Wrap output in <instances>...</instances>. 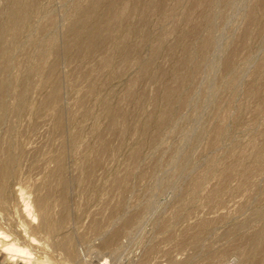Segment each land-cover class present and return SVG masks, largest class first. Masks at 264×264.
<instances>
[{
	"label": "rangeland",
	"instance_id": "374dc122",
	"mask_svg": "<svg viewBox=\"0 0 264 264\" xmlns=\"http://www.w3.org/2000/svg\"><path fill=\"white\" fill-rule=\"evenodd\" d=\"M95 1L0 0V264H264V0Z\"/></svg>",
	"mask_w": 264,
	"mask_h": 264
},
{
	"label": "bare ground",
	"instance_id": "6f19581e",
	"mask_svg": "<svg viewBox=\"0 0 264 264\" xmlns=\"http://www.w3.org/2000/svg\"><path fill=\"white\" fill-rule=\"evenodd\" d=\"M93 1H95V0H92V2ZM97 1V0H96ZM95 1V2H96ZM99 1V0H98ZM103 0H101V2H102ZM115 1V0H114ZM100 2V1H99ZM100 2V3H101ZM116 2V1H115ZM203 2V1H202ZM16 4V3H15ZM95 4H92V6H94ZM89 6V5H88ZM92 6H90V7H92ZM98 6V5H97ZM16 7V6H15ZM25 7V6H24ZM110 7H112L111 5H110ZM114 7V6H113ZM27 8V7H26ZM89 8V7H88ZM87 8V9H88ZM18 9H20V8H18ZM17 9V10H18ZM97 9V8H96ZM117 9V8H116ZM115 9V10H116ZM21 10V9H20ZM25 10V9H24ZM28 10V9H27ZM84 10V9H83ZM91 10V9H90ZM93 10V9H92ZM80 11H82V10H80ZM86 11V10H85ZM79 12V11H78ZM90 12V11H89ZM104 12V11H103ZM108 12V11H107ZM106 12V13H107ZM122 13H123V10L121 11ZM85 13V12H84ZM79 14H81V13H79ZM78 14V15H79ZM103 14V13H102ZM117 14H119V12H117ZM81 15H84L83 13L81 14ZM105 15V14H104ZM117 16V15H116ZM16 17H18V14L16 15ZM11 18V17H10ZM89 18V17H88ZM121 18V17H120ZM14 19H16L15 17H14ZM13 21V20H12ZM16 21V20H15ZM15 21H13V22H15ZM78 21H80V20H77V21H75L74 22V26H76V28L78 27ZM84 21H86V20H84ZM119 21H120V19H119ZM111 22V21H110ZM17 23V22H16ZM115 23V22H114ZM83 24V23H82ZM110 24V23H109ZM16 25V24H15ZM89 26V25H88ZM93 26V25H92ZM95 26V25H94ZM109 26V25H108ZM115 26H116V24H115ZM114 26V27H115ZM86 27V26H85ZM81 28V27H80ZM108 28V27H107ZM106 28V29H107ZM83 29V28H82ZM87 29V28H86ZM96 29V28H95ZM100 29V28H99ZM98 29V30H99ZM112 29V28H111ZM130 29V28H129ZM77 30V29H76ZM107 30H109V29H107ZM114 30V29H113ZM140 30V29H139ZM80 31V30H79ZM78 31V32H79ZM132 31V30H131ZM194 31H196V30H194ZM93 32V31H92ZM92 32H90L91 34H92ZM96 32V31H95ZM98 32V31H97ZM110 32H112L111 30H110ZM134 32V31H133ZM132 32V33H133ZM73 33V32H72ZM95 34V33H94ZM111 34V33H110ZM104 35V34H103ZM109 35V34H108ZM98 36V35H97ZM111 36V35H110ZM75 37V36H74ZM90 37V36H89ZM103 37V36H102ZM88 38V37H87ZM76 39V38H75ZM95 39V38H94ZM89 40V39H88ZM97 41H98V39H97ZM97 41H96V43H97ZM89 42V41H88ZM93 42H94V40H93ZM71 44V43H70ZM82 44H84V43H82ZM91 44H92V42H91ZM110 44H111V42H110ZM122 44V43H121ZM119 45V44H118ZM90 46V45H89ZM92 46V45H91ZM96 46V45H95ZM120 46V45H119ZM81 47V46H80ZM83 47H84V45H83ZM82 47V48H83ZM86 47V46H85ZM84 47V48H85ZM93 47V46H92ZM86 48H88V47H86ZM127 48V47H126ZM125 47H124V49H126ZM88 49H90V48H88ZM95 49V48H94ZM119 49V48H118ZM87 51V50H86ZM90 51V50H89ZM119 51V50H118ZM123 53V52H122ZM128 53V52H127ZM129 54V53H128ZM109 60H111V59H109ZM104 61V60H103ZM100 62H101V60H100ZM109 62V61H108ZM107 62V63H108ZM110 64V63H109ZM145 70V69H144ZM184 78V77H183ZM3 91V90H2ZM128 91H129V89H128ZM128 91H127V93H128ZM130 93V92H129ZM126 96V95H125ZM123 98V97H122ZM131 100V99H130ZM170 101V100H169ZM124 107V106H123ZM168 107V106H167ZM164 111V110H163ZM166 112V111H165ZM162 114H163V112H162ZM163 118V117H162ZM124 120V119H123ZM162 119L160 118V121H161ZM163 120H164V118H163ZM161 123V122H160ZM116 124V123H115ZM111 126V125H110ZM113 129V128H112ZM227 158V157H226ZM224 161V160H223ZM3 168V167H2ZM230 168H232V167H230ZM233 169V168H232ZM214 173V172H213ZM217 175V177L216 178H218V176H219V181H220V175H218V174H216ZM216 175H214V176H216ZM229 175V174H228ZM214 176H212V177H214ZM222 176V175H221ZM224 176H226V174L224 175ZM223 176V177H224ZM228 177V176H227ZM204 178V177H203ZM225 178V177H224ZM211 179V178H210ZM202 180V179H201ZM209 180V179H208ZM217 181V180H216ZM219 181H217L218 183H219ZM192 184L190 185L189 184V186H187L188 188H187V190H188V192H190L191 194H195L197 191H198V189H199V184H200V181H199V179H195L193 182H191ZM221 183L223 184L224 182H222V180H221ZM227 183V182H226ZM214 185V184H213ZM217 185V184H216ZM220 185V184H219ZM215 186V185H214ZM245 186V185H244ZM206 187V186H205ZM217 187V186H216ZM224 188V187H223ZM186 189V188H185ZM220 189V187L218 186L217 188H215L211 193L212 194H215L216 195V193H218V191H220L219 190ZM208 190H211V189H208ZM223 191V190H222ZM208 195V194H207ZM206 195V196H207ZM190 196H192V195H190ZM194 196H197V194L196 195H194ZM205 196V195H204ZM206 196H205V198H206ZM107 197V196H106ZM108 198V197H107ZM208 199H209V197H207ZM206 198V199H207ZM211 199V198H210ZM209 199V200H210ZM194 201V200H193ZM104 203V202H103ZM219 204V203H218ZM106 205V204H105ZM214 205V204H213ZM219 208V207H218ZM230 209V208H229ZM233 211V210H232ZM260 211V210H259ZM261 212V211H260ZM221 221V220H220ZM167 223V222H166ZM126 224V223H125ZM162 224H164L165 225V222L164 223H162ZM211 224V223H210ZM167 225V224H166ZM208 226V225H207ZM215 226H217V225H215ZM244 227V226H243ZM213 228V227H212ZM235 228V227H234ZM230 229V228H229ZM204 232V231H203ZM119 233V232H118ZM251 233V232H250ZM253 234H252V236L253 237H258L259 236V231H255V232H252ZM261 233V232H260ZM3 233L2 232H0V235H2ZM114 234V233H113ZM201 234V233H200ZM262 234V233H261ZM117 235V234H116ZM119 235V234H118ZM198 235H196V237H197ZM262 237V236H261ZM198 239L200 238V237H197ZM251 238V237H250ZM250 238H248L249 240H250ZM254 238V239H255ZM259 238V237H258ZM260 239V238H259ZM195 241L197 240V239H194ZM193 240V241H194ZM256 240H257V238H256ZM194 241V242H195ZM242 241V240H241ZM108 244V243H107ZM106 244V245H107ZM102 245V244H101ZM109 246V245H108ZM196 246V245H195ZM233 246V245H232ZM104 248V247H103ZM106 248V247H105ZM3 250H5L7 253H13V254H15V255H20V256H28L29 258H30V256L32 255V254H30L29 255V253L26 251V249H23L22 247H20V246H18V245H16L14 242H11V243H9V244H7L3 249H2V251ZM110 249H108V251H109ZM4 251V252H5ZM111 251V250H110ZM114 252V251H113ZM31 253V252H30ZM222 253V252H221ZM28 254V255H27ZM106 264V263H105Z\"/></svg>",
	"mask_w": 264,
	"mask_h": 264
}]
</instances>
